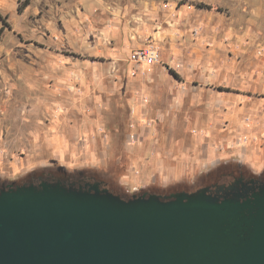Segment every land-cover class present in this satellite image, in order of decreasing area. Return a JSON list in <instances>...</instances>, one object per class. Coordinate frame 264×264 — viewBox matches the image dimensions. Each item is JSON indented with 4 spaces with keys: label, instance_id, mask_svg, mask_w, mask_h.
Masks as SVG:
<instances>
[{
    "label": "rangeland",
    "instance_id": "1",
    "mask_svg": "<svg viewBox=\"0 0 264 264\" xmlns=\"http://www.w3.org/2000/svg\"><path fill=\"white\" fill-rule=\"evenodd\" d=\"M147 44L158 47L159 61L131 62L130 50ZM257 71L264 73V0H0V184L52 169L99 175L129 196L119 184L130 164L126 135H136L133 149L151 138L178 157L204 134L193 121L208 110L205 87L256 95ZM154 95L168 100L151 105ZM142 97L150 102L141 114ZM107 134L114 143L96 162ZM14 163L18 171H6ZM244 165L257 175L264 169ZM227 175L218 182L232 181ZM204 178L172 188L191 191ZM157 185L134 193L165 192Z\"/></svg>",
    "mask_w": 264,
    "mask_h": 264
},
{
    "label": "water",
    "instance_id": "2",
    "mask_svg": "<svg viewBox=\"0 0 264 264\" xmlns=\"http://www.w3.org/2000/svg\"><path fill=\"white\" fill-rule=\"evenodd\" d=\"M0 264H264V182L121 196L99 181H11Z\"/></svg>",
    "mask_w": 264,
    "mask_h": 264
},
{
    "label": "crops",
    "instance_id": "3",
    "mask_svg": "<svg viewBox=\"0 0 264 264\" xmlns=\"http://www.w3.org/2000/svg\"><path fill=\"white\" fill-rule=\"evenodd\" d=\"M230 72L225 71L226 76ZM231 74L234 73L231 72ZM240 76L243 77V74L241 73ZM254 76L258 90L256 95L245 87H235L234 90L218 92V94H213L209 88L205 87L206 100L203 104L208 107V110H205L203 120L199 116L193 121L196 125L203 126L204 134H195L188 146L183 147L185 151L182 149L178 157H171L169 150L160 149L151 138L147 141L150 146L147 147V143L144 142L133 149L135 142L128 143L129 134L126 135L123 144L130 152V164L119 181L121 188L134 193L137 190L136 187L157 184L160 187H167L180 184L188 177L203 174L220 161L226 162L232 159L247 164L256 171L263 169L264 73L257 71ZM199 88L194 92L195 98L202 94V87L199 86ZM156 97L152 96L151 105L164 104L163 102L168 100V96L160 97V99ZM136 102L139 106L137 113L142 114L150 99L145 106L143 103L141 106L139 99ZM213 105L217 107L216 114L212 112ZM215 138L217 142L213 141ZM113 143L112 134L101 138V145L105 149L99 151L98 155L96 153V162H103ZM59 150L63 152L62 145L59 146ZM18 168V164L14 163L10 168L5 169L8 172L9 169L11 172H16ZM2 170L0 174H3L4 169Z\"/></svg>",
    "mask_w": 264,
    "mask_h": 264
},
{
    "label": "trees",
    "instance_id": "4",
    "mask_svg": "<svg viewBox=\"0 0 264 264\" xmlns=\"http://www.w3.org/2000/svg\"><path fill=\"white\" fill-rule=\"evenodd\" d=\"M201 6V5H200ZM207 8H209L208 6H207ZM174 75H175V73H174ZM228 162V163H227ZM226 163H224V164H222V165H217L215 168H213V169H209V170H207L206 172H204V175H205V180L207 179V182H206V184L205 185H210V184H212V183H216V184H218V183H222V182H218V180H219V178L221 177V176H224L225 175V173H226V175L228 174L231 178H238V177H245L246 179H250V178H257L258 179V177L260 176V175H264V170H262L260 173L261 174H258L257 175V173H255V172H253V171H251V170H249V169H247L246 167H245V165H244V163H242V162H240V161H238V160H236L235 162V164H229V161H227ZM230 165H235L236 166V170H232V171H230V172H228V169H229V166ZM52 167H55L56 169H62V167L61 166H52ZM58 169V170H59ZM224 170H225V172H224ZM60 171V170H59ZM227 171V172H226ZM35 173V175L34 176H44V177H46L47 175V177L46 178H48V180H54V179H58V180H61V181H64V182H69V183H72V184H74L75 182V184H77V182H79V179H81L82 178V176H83V174H80V175H68V174H65V173H62V172H57V171H54V170H52V169H48V172L45 174H36L37 172L36 171H32L31 173H28L27 175H25L26 176V179H28L31 175H33ZM227 175V176H228ZM70 177H75V179H70ZM45 178V179H46ZM25 179V180H26ZM75 180V181H74ZM106 180V179H105ZM107 181V180H106ZM109 182V181H108ZM81 183H82V181H81ZM74 184V185H75ZM113 185V184H112ZM75 186H78V185H75ZM172 186L173 185H169V186H167V187H164V188H166L165 189V191H172V190H174V191H176V190H178V188H172ZM115 187V186H114ZM171 187V188H170ZM120 188V187H119ZM118 190H120V189H118ZM123 191H124V189H123ZM123 191H121L122 193H124ZM114 193H116V192H114ZM116 194H118V193H116ZM125 194V193H124ZM122 196V195H121Z\"/></svg>",
    "mask_w": 264,
    "mask_h": 264
},
{
    "label": "built area",
    "instance_id": "5",
    "mask_svg": "<svg viewBox=\"0 0 264 264\" xmlns=\"http://www.w3.org/2000/svg\"><path fill=\"white\" fill-rule=\"evenodd\" d=\"M160 53L159 49L154 44H147L141 47L131 49L129 52V60L137 65H152L159 61ZM142 103L147 104L148 99L142 97ZM136 140V135L130 133L127 137L128 143H133Z\"/></svg>",
    "mask_w": 264,
    "mask_h": 264
},
{
    "label": "flooded vegetation",
    "instance_id": "6",
    "mask_svg": "<svg viewBox=\"0 0 264 264\" xmlns=\"http://www.w3.org/2000/svg\"><path fill=\"white\" fill-rule=\"evenodd\" d=\"M35 175V173L33 174V175H31L28 179H26V180H24V181H22V182H20V183H38L41 179H45L46 177H44V176H34ZM75 179V177H70V179ZM244 181L245 180H248V179H246L245 177H241ZM46 179H48V178H46ZM258 180L259 181H261V182H264V175H260L259 177H258ZM75 181V180H74ZM81 181H82V183H81ZM94 181H99V182H101V186H103V187H106V188H108L110 191H112V192H116V193H118L119 195H122V196H125V194L124 193H122L120 190H118L117 188H115L114 187V185H112L110 182H108V181H106L105 179H103L102 177H100L99 175H97L96 177H94V176H86V175H83L82 176V178L81 179H79V182H77V184H75V185H82V186H84V185H86L87 183H89V182H94ZM20 183H16V184H20ZM222 183H226L225 181H223ZM216 183H212V184H210V185H208V186H213V185H215ZM3 187V184H0V188H2ZM172 192H174V190H172V191H165V192H163V193H160V192H158L159 194H162V195H165V194H171ZM157 193V192H156Z\"/></svg>",
    "mask_w": 264,
    "mask_h": 264
}]
</instances>
